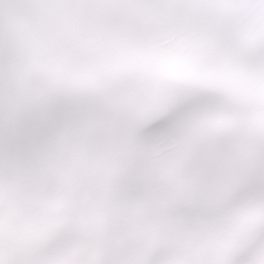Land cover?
<instances>
[{"label":"snow or ice","instance_id":"1","mask_svg":"<svg viewBox=\"0 0 264 264\" xmlns=\"http://www.w3.org/2000/svg\"><path fill=\"white\" fill-rule=\"evenodd\" d=\"M0 264H264V0H0Z\"/></svg>","mask_w":264,"mask_h":264}]
</instances>
